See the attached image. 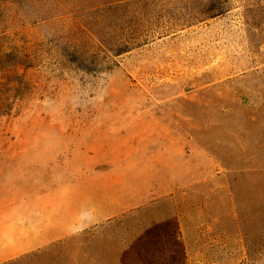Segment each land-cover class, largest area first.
<instances>
[{
  "label": "rangeland",
  "instance_id": "374dc122",
  "mask_svg": "<svg viewBox=\"0 0 264 264\" xmlns=\"http://www.w3.org/2000/svg\"><path fill=\"white\" fill-rule=\"evenodd\" d=\"M0 38L41 54L0 264H264V0H0Z\"/></svg>",
  "mask_w": 264,
  "mask_h": 264
},
{
  "label": "trees",
  "instance_id": "16d2710c",
  "mask_svg": "<svg viewBox=\"0 0 264 264\" xmlns=\"http://www.w3.org/2000/svg\"><path fill=\"white\" fill-rule=\"evenodd\" d=\"M0 38V120L11 119L19 114L22 105L34 95L37 87L29 77L30 70L36 69L41 62L39 44H9ZM102 41V40H101ZM104 43V42H103ZM128 51V50H127ZM127 51H118L120 55ZM75 56H81L79 68L90 71L88 63L98 67L102 57L98 53H88L78 47L74 48ZM76 62L77 61H72ZM104 67V66H103ZM31 254L5 264H39Z\"/></svg>",
  "mask_w": 264,
  "mask_h": 264
}]
</instances>
